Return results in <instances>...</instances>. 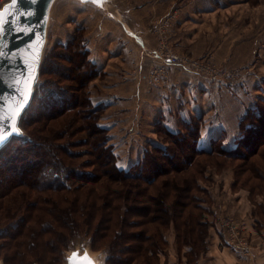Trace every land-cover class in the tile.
Here are the masks:
<instances>
[{"label": "rangeland", "instance_id": "1", "mask_svg": "<svg viewBox=\"0 0 264 264\" xmlns=\"http://www.w3.org/2000/svg\"><path fill=\"white\" fill-rule=\"evenodd\" d=\"M3 1L5 0H0V4ZM153 1L146 0L147 4L150 5L153 4ZM218 1L216 4L220 5L222 3V5L220 9H216L217 12L207 11L197 15L192 14L194 20L185 19L182 13L180 17L181 11L179 13L178 11L180 7L186 5H192L193 8L195 0H176L168 8V11L166 10L167 12L157 14L155 11H152L150 13L151 15L154 13L155 16L152 19L151 16L148 18L149 25L142 28V32L140 33L144 35L148 44L150 37L152 38L153 36V51H155L156 47H158L159 53H165L169 50L177 55V60L167 65V72L159 71L156 76L157 82H155L154 68L152 69L153 65L150 64L154 60V56L150 52V60L147 59L150 62L147 63L146 70L141 72V78L145 80L144 90L147 91L154 84L159 88L165 89L171 81V68L169 66L176 65L184 69V71L186 70V72L199 73L201 76L207 77L211 82L219 80L223 88L226 86L234 87L233 93L235 99L238 102L240 99H245L249 104V107H246L244 109L245 111L240 114L238 121L246 117L245 124L252 122V124L256 125L259 124V120H254V116L250 115L258 114L256 105H260V112L264 116V0ZM158 3L165 6L167 2L160 0ZM144 16H146V13ZM101 19L103 23L98 28L99 31L97 30V22ZM106 19L102 11H95L85 5H77V2H72V0L50 1L46 17L47 25L39 80L31 104L25 110L20 121V125L24 131L22 136L25 135V138L21 139H26V136L28 137L29 135L36 137L41 134L45 138V142H47V138H50L53 132L50 127L53 125L58 129L57 126L63 124L66 120L65 115L67 114H61L53 121L47 122L49 124H47L48 126L44 124L48 119L46 116H39V107L42 105L43 99H36V95L38 97V87L40 88L43 85L44 88L49 89L56 88L59 85L61 87L64 86L68 92L71 90L74 91L73 84L75 83L64 79L63 75L65 74V78L67 74L69 76L76 75V78L80 79V81L86 77L85 84L76 93L80 95L84 94V97H81L84 100V104L87 98H89L88 96H90V106L87 102L84 110L91 112L95 116L94 119L98 120H96L97 124L103 128V133H100L101 136L99 134V138L102 136L106 138V146L111 148L117 167L122 171H128L136 163V157L124 152H129L126 149L127 143L133 142L136 133L141 132L140 122L136 123L138 115H134L131 109H128V112L124 113V115H120V108L118 107L106 111V106L102 103L103 101L98 102L99 100H103L102 95H105L107 100L109 99V95H111L107 91L103 92L101 89L103 87L102 85L114 83V78L111 77L110 79L107 73L111 69H120L121 75L123 73L121 69L123 67V53L110 56L109 49L112 48L108 45L107 51L102 54L104 38L111 33L109 29H116ZM180 20H182V23ZM71 36H77V43L83 40L85 48L91 49V51L88 49V59L95 63V68L91 64H87L88 66H80L78 70L72 69L76 65L75 63L81 58L78 53L81 50V47L79 48L81 43L77 45L76 54L70 52L72 49L63 50L64 48L57 46L59 44L58 42L64 43ZM189 36L190 43L183 42L184 38ZM170 37L174 38L175 42H171ZM188 46H191V50L195 47L197 50H202L203 53L200 56L197 54L191 55L187 52ZM127 48L130 52L132 50L134 55H138L140 50H137L135 46H129ZM50 51L52 53L56 52V56L54 58L52 57L53 60L51 62L47 61L46 64V57ZM93 51L96 52V55L93 54ZM144 52L143 54H145ZM64 53L71 57L72 60L75 59V63L72 62L70 64L67 61L61 60L59 55H63ZM143 54L142 56L146 57ZM97 55L105 58L104 67L101 65V68H99L96 64V61L99 62ZM84 56L86 57V53ZM217 56L220 58H217ZM87 61L86 58V63ZM156 63L162 64L161 60ZM45 64L50 70L48 74L44 73ZM57 67H62V69H57ZM59 70H62V72ZM123 80L124 78L121 81ZM127 83L129 82L127 81ZM69 87L73 88L69 89ZM137 97L135 95V98L133 97L134 99L132 98L124 105L126 107L131 106L130 108H133V110H140L142 113L141 110L146 105L142 106L141 96L140 98ZM236 100V105H239ZM225 109L227 108L217 106L212 111L216 112L215 115L206 113L207 120H210L209 117H218L219 114L225 116ZM91 119L93 120V118ZM157 120V115L149 114L148 119L142 123V130L144 134H148L147 138L155 142L161 141L164 145L166 144V149L161 151L162 154L153 150L152 154L147 157L144 163L145 166L142 174L154 177L153 173L156 171L152 167L156 165L158 169L157 174L170 170L166 175L159 176V181H162L164 178H176L177 181H180V179L185 180L186 176L192 181L196 179L195 184L198 187L194 186L192 194L198 195L203 200L201 201V205L205 208V212L203 211L205 214L203 216L202 211H200L201 216L206 219L211 227H216L222 236L223 231H227V226H236L238 231L236 237L242 242L240 243L241 246L245 242L247 244L246 248L248 249L247 254H243L244 257L241 258L234 255V251L231 248L224 247L222 249L221 246L223 247L226 244H222L221 246L219 244L218 246L213 239V234H210V226H208V237L206 239L204 256L197 258L190 256L189 260H187L185 252L188 249L178 244L175 236L176 230L171 226L172 229L170 227L168 229L161 228L166 234L168 233L166 235L168 243L160 251L159 259L157 258L159 262L157 264H264V183L262 182L263 179L261 176H258L260 174L263 177L264 174V156L260 157L258 154L250 155L244 162L241 159H236L233 155H229L230 157L220 155L221 152L219 150L222 149L218 146L224 145L225 149H231L236 145V139L235 142L230 143H227L226 140L214 139L217 140V151H213L210 154H192L188 142H192L193 137V144L200 148L198 146V137H196V129L198 128L199 130V122H197L199 119L196 120L193 116H189V120L185 122L180 119L178 124L174 125L176 128L174 131L166 129L161 120L155 123ZM55 122L57 125L54 124ZM40 130L43 133H40ZM80 135L85 136L84 131ZM246 141L247 139L244 140V143ZM44 147L39 152H46L48 148ZM209 147L211 150L212 144H209ZM36 148L38 149V147ZM90 148V145H84L75 147L73 150H91ZM191 148L193 149L192 146ZM256 148L257 153H262L264 151V143L258 145V142H255L253 150ZM201 149L207 150L204 148ZM238 149L236 148L234 152ZM52 150L54 151L53 148H50L48 149L49 153L47 152L50 157H52ZM157 150H160V148ZM97 152L98 154H103L104 160L106 152L101 149H98ZM246 152L244 151V153ZM55 153L58 154L61 152L56 149ZM163 153L168 154V156H163ZM80 154V156H76L73 159V162H76L78 165L81 164L80 166L85 165L87 162L90 164L91 160H93L91 155ZM53 157L56 158L55 156ZM182 157L189 158L192 165L187 166L182 164L180 162ZM25 159L26 155H24L22 162L20 159L18 163H23L26 161ZM249 164H251L250 167L253 165L257 170L248 169ZM95 168V165L90 164L87 167H83L82 170L88 173ZM179 169L183 170L180 174L177 173L178 171H175ZM17 171V167L13 170L0 168V180L4 175L10 174L14 176ZM26 171L25 168L24 172L21 173L23 175L22 178L14 177L16 180L18 179L16 181L18 183H14L15 187L11 190L9 189L8 192L6 190L3 191L5 187L3 189L0 188V194H3L0 195V264H63L71 251H78L82 254L86 250L91 251V255L97 260L96 264H105L107 259V246L104 244L100 245V247L94 245L93 236L87 234L86 231L75 233L71 237L69 236V239L64 245L65 247L57 255H53V253L45 250L46 247L43 244V239L44 235L48 233H44L43 226L35 228L37 233L41 235L40 238H32V235H30V239L34 241V245H30L28 248L26 247L27 255L25 253L23 257H20L15 248H9L8 242L11 239L7 238L6 234H15L14 232L18 229L19 225L17 224L20 222L21 217L26 216L28 202H34L36 203L35 206L38 207L37 204L42 206L41 201H44L46 198H49L48 201L50 200L49 192L46 194L36 192V190L33 191L32 197L26 200V192L28 190L25 185L21 184L23 178L26 177ZM256 173L257 177L255 176ZM117 175L111 172L109 177L117 179L119 178ZM101 176H103L101 177L102 179L107 177L104 175ZM116 182L120 183L119 181ZM18 192L25 195V198H21L22 202L20 204L15 202L16 199H14L15 194H18ZM56 193L57 191L54 192V194ZM194 212L199 213L198 210H194ZM30 223L27 222L26 224V236L32 233L28 229ZM251 231L255 233V242L251 240ZM33 235L37 234L34 233ZM211 249L213 251L212 253H210ZM133 262L131 264H135Z\"/></svg>", "mask_w": 264, "mask_h": 264}, {"label": "trees", "instance_id": "2", "mask_svg": "<svg viewBox=\"0 0 264 264\" xmlns=\"http://www.w3.org/2000/svg\"><path fill=\"white\" fill-rule=\"evenodd\" d=\"M77 42V36H71L64 43L58 42L57 46L64 48L63 50L72 49L70 52L76 54L77 45L81 43L79 46L81 50L78 52L81 56L80 60L75 63V59L72 60L65 53L59 55L60 59L70 64L74 62L76 65L72 68L73 70H78L80 66L86 67L87 64H91L95 68V63L88 59V49L85 48L84 41ZM55 56L56 52L50 51L46 57V64L47 61L51 62L52 57ZM46 64L44 73L48 74L50 70ZM57 69H62V67H57ZM59 71L62 72V70ZM63 76L64 79L75 83L73 84L74 88L72 87L74 91L68 92L64 86L59 85L49 89L41 85L40 88L38 87L36 99H43L42 105L39 107V116L47 117L48 121L44 123L45 125L59 115L67 114L64 123L58 125V129L53 125L50 127L53 132L52 136L47 138V142L41 134L36 137L29 135L26 139L13 138L0 150V168L8 170L18 168L14 176L9 174L1 178L0 188L5 187L3 191L8 192L9 189L14 188V183H18L16 182L18 179L16 180L14 177L22 178L21 173L26 168V177L21 181V184L25 185L28 190H26V200L32 197L35 190L46 194L49 192L50 195L49 201V198L41 201L42 206L37 204L38 207L40 206L39 208L35 206L36 203L28 202L26 216L21 217L15 234H6V237L11 239L8 242L9 248H15L20 257H23L25 253L27 255L26 247L34 245L30 235L32 238H40L41 235L35 228L43 226L44 233H48L44 235L43 239L45 250L53 255H57L65 247L69 236L86 231L87 234L93 236L94 245L100 247L104 244L107 246L105 264H131L133 261L135 264H157L160 251L168 243L164 237L165 231L161 228L168 229L173 226L176 230L175 236L178 244L188 249L185 252L187 260L190 256L203 257L209 224L203 217L205 208L201 205L202 198L192 194L194 186L198 187L195 184L196 179L192 181L186 176L185 180L180 179V181H177L176 178H164L159 181V176L166 175L170 170L157 174L156 165L152 167L156 171L153 173L154 177L142 174L147 157L155 150L152 148L146 150L147 153L143 158L131 166L128 171L120 170L111 148L106 146V138L103 136L99 138V134L103 133V128L97 124L98 120L94 119L95 116L91 112L84 110L87 102L90 106V96L84 104V100L81 98L84 97V94L76 93L85 84L86 77L80 81L76 75L69 76L67 74L66 78L65 74ZM72 88L69 87V89ZM255 107L258 109V114L250 115L254 116V120H259V124L255 125L252 122L245 124L246 117L241 118L238 124L240 136L236 139V145L231 149L218 146L222 149L219 150L220 155H233L236 159H241L244 162L250 155L264 156V151L260 154L257 153L258 147L253 150L255 142H258V145L264 143V116L260 112V105ZM54 124L57 125L56 122ZM83 131L85 136L80 135ZM196 131V137H198V128ZM245 139L247 141L244 143ZM193 141L194 137L192 142H188L192 154H210L218 150L216 148L217 140L212 141L211 150L195 148L196 145L193 144ZM84 145H90L91 150H73L75 147ZM43 146L54 149L52 157L48 156L47 148L46 152H39ZM236 148L238 150L234 152ZM56 149L61 153H55ZM98 149L106 152L104 160L103 154H98ZM155 151L161 153L164 150ZM244 151L247 152L244 153ZM80 153L93 157L90 164L95 165L96 168L90 171L91 173L82 170L83 167L90 165L89 162L82 165L83 167L80 166L81 164L73 162L76 156L81 155ZM24 155H26V161L18 163L20 159L22 162ZM163 156H168V154L163 153ZM180 162L187 166L192 165L189 158L182 157ZM251 164L247 168L256 171L257 168L253 165L250 167ZM175 171H178L179 174L183 172L182 169ZM111 172L118 174L119 178H110ZM101 175L107 177L102 179ZM182 176L180 177L182 178ZM255 176L257 177V173ZM258 176H261L264 183V174L263 177L260 174ZM56 191L57 193L54 194ZM21 198H25V195L19 192L15 194L14 199L18 204L22 202ZM36 208L38 209L36 210ZM194 210H198L199 213ZM27 222H32L28 226L32 233L26 236ZM33 232L37 235H33ZM15 239L16 241H14Z\"/></svg>", "mask_w": 264, "mask_h": 264}, {"label": "crops", "instance_id": "3", "mask_svg": "<svg viewBox=\"0 0 264 264\" xmlns=\"http://www.w3.org/2000/svg\"><path fill=\"white\" fill-rule=\"evenodd\" d=\"M157 1L158 0H154L152 2L153 4L150 5L147 4L146 0H123V2H121L119 5L120 10H122L126 6L129 7L130 12L128 25L131 27L139 26L140 32H142V28L149 25L148 18L151 16L152 19L155 16L154 13H152V15L150 14L152 11H155L157 14H162L166 10L168 11V8H170L171 4H173V2H175L176 0H165L167 2L165 6L158 3L160 0L158 2ZM217 2L219 1L195 0V5L193 8L192 5L188 4L189 6L186 5L184 7H180L178 13L181 11L180 17L182 13L183 16H185V19L194 20L192 14L197 15L201 12L207 11L217 12L216 9H220V6L222 5V3L220 5H217ZM145 13L146 16H144ZM180 21L182 23V20ZM110 23L111 25H114L112 22ZM114 27L116 26L114 25ZM98 28L100 27L98 26L97 30H99ZM109 31H111L110 35L106 36L103 41L102 54L107 51L108 45L112 48L109 49L110 56L123 53V67L121 68L123 73L121 75L120 69H111L109 73H107V76H109L110 79L111 77L114 78V83L102 85L103 87L101 89L103 90V92L107 91L111 95H109L108 100L105 98V95H102L103 100H99L98 102L103 101L102 103L106 106V111L114 107L120 108V115H124V113L128 112V109H131L132 113L134 112V115H138L136 123L140 122L141 125V132L136 133L133 142L127 143L126 149L129 152L124 153L134 155L137 162L143 158L144 154L147 153L146 150H149L150 148H152V150H157L158 148H160V150L166 149V144L164 145L161 141L157 140L158 142H155L154 140L147 138L148 134H144L142 130V123L145 122L146 119H148L149 114L157 115L158 120L157 122L155 121V123H158L161 120L166 129H169L170 131L176 130L174 125L178 124L180 119L185 122L189 120V116L198 118V146H200V148L209 150V144H211L214 139L226 140L227 143L233 141L235 142V139H237L239 133L238 119L240 118V114L245 111L244 109L246 107H249V104L245 99H240L239 102L235 99L233 93L234 87L226 86L225 88H223L221 85V81L219 80L211 82L207 77L201 76V74L199 73L186 72V70L184 71V69H181L176 65H171L169 66V68H171L170 84L165 87V89L159 88L156 84H154L151 85V88H148V90L145 91V80L141 78V72L146 70V65L150 62H148L147 60L149 59L150 52H152L153 55V36L152 38L150 37L148 44L144 35L139 33V36L146 48V51L144 52L145 54H143L142 51L139 50V43L131 42L127 38L122 37L117 29H109ZM170 40L171 42H175L174 38L172 37H170ZM183 42L190 43V36L184 38ZM129 46H135V48L139 50L138 55H134L132 50L130 52L127 48ZM88 49L91 51L90 48ZM187 52L191 55L197 54L198 56L203 53L202 50H197L195 47L193 48V50H191V46H188ZM93 54L96 55V52L93 51ZM142 54L146 57H143ZM217 58L220 57L217 56ZM97 59L99 62L96 61V64L99 66V68H101V65L104 67L105 58H101L99 55H97ZM125 61L126 63L124 64ZM123 78L124 80L121 81ZM127 81L129 83H127ZM135 95L138 96L137 98H140L141 96V100L143 103L142 106L146 105L141 110L142 113L140 112V110H133V108H130L131 106L126 107V105H124L127 104L133 97L135 98ZM235 100L239 103V105H236ZM229 103L230 105H228ZM217 106L227 108L225 109V116L219 114L218 117H209L210 120H207L206 113L209 115L210 113H212V115H215L216 112L212 111ZM222 147H224V145ZM209 231L210 234H213V239L216 241L215 243L218 244V246L219 244L220 246L222 244H226L224 235L222 236V234L217 231L216 227L210 226ZM250 236L251 240L255 242L256 238L253 231L250 232ZM226 245H224L223 247L221 246V248H231L230 246ZM232 250L234 251V255H237V257L241 258L245 255H243L240 250ZM212 252L213 251L211 249L210 253Z\"/></svg>", "mask_w": 264, "mask_h": 264}, {"label": "water", "instance_id": "4", "mask_svg": "<svg viewBox=\"0 0 264 264\" xmlns=\"http://www.w3.org/2000/svg\"><path fill=\"white\" fill-rule=\"evenodd\" d=\"M50 1L19 0L15 9H9L12 15L4 25L3 34L0 35V45L4 46L3 55L0 56V100L4 103L5 114L13 106L19 107V103L23 102L21 97L28 94L29 81L34 78L28 103L17 122L20 134L9 137L8 141L0 145V150L13 138H25V135L22 136L24 131L20 121L25 110L31 104L39 80L47 25L46 17ZM74 1L77 2V5H85L95 11H102L107 18L106 20L116 26L122 37L131 42L139 43L138 47L142 53L146 51L145 45L139 36V26L131 27L128 25L129 7L126 6L120 10L119 4L123 0H101L100 4L92 3L91 0H72V2ZM10 4L11 0L3 1L0 4V10ZM102 23L103 20H99L98 26L101 27ZM73 252L76 251H71L63 264H68V257ZM86 253L96 264L97 260L91 255V251L86 250Z\"/></svg>", "mask_w": 264, "mask_h": 264}, {"label": "snow or ice", "instance_id": "5", "mask_svg": "<svg viewBox=\"0 0 264 264\" xmlns=\"http://www.w3.org/2000/svg\"><path fill=\"white\" fill-rule=\"evenodd\" d=\"M19 0H11V4L6 6L3 10H0V35L3 34L4 25L8 22L12 12L9 9H15ZM35 2V0H33ZM92 3L100 4L101 0H91ZM3 47L0 45V56L3 55ZM34 84V78L29 81L28 94L21 97L22 103H19V107L13 106L5 114V107L2 100H0V145L8 141L12 135H19V128L17 126L18 119L21 117L24 108L28 103L29 96L32 91V85ZM68 264H94L93 260L89 257L88 253L80 255V253L73 252L68 257Z\"/></svg>", "mask_w": 264, "mask_h": 264}, {"label": "built area", "instance_id": "6", "mask_svg": "<svg viewBox=\"0 0 264 264\" xmlns=\"http://www.w3.org/2000/svg\"><path fill=\"white\" fill-rule=\"evenodd\" d=\"M154 56V60L151 61L150 64H152V69L154 68V72H155V82H157V74L159 71L162 72H167V65L171 64V62H174L177 60V55H175L174 53H172L171 51L167 50L165 53L161 52L159 53L158 51V47H156L155 51H153V55ZM161 60L162 64H157L156 62ZM228 229L227 231H223V235H224V239L225 242L228 246H230L232 249L235 250H240L243 254H247L248 249L246 248V243L244 242L241 246L240 243H242L240 240H238V238L236 237V235L238 234L237 228L236 226H227ZM231 227V228H230ZM230 228V230H229ZM166 235H168V233L166 234L164 232V237L168 240V238L166 237Z\"/></svg>", "mask_w": 264, "mask_h": 264}, {"label": "bare ground", "instance_id": "7", "mask_svg": "<svg viewBox=\"0 0 264 264\" xmlns=\"http://www.w3.org/2000/svg\"><path fill=\"white\" fill-rule=\"evenodd\" d=\"M95 260V259H94Z\"/></svg>", "mask_w": 264, "mask_h": 264}]
</instances>
